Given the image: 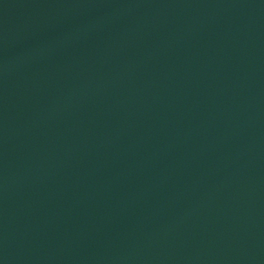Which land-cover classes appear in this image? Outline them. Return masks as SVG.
<instances>
[{"label": "water", "instance_id": "obj_1", "mask_svg": "<svg viewBox=\"0 0 264 264\" xmlns=\"http://www.w3.org/2000/svg\"><path fill=\"white\" fill-rule=\"evenodd\" d=\"M0 264H264V0H0Z\"/></svg>", "mask_w": 264, "mask_h": 264}]
</instances>
